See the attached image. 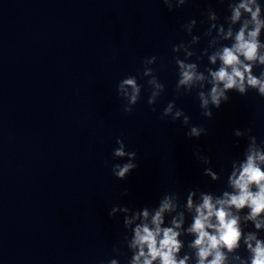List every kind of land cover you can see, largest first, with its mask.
<instances>
[{"label":"water","instance_id":"water-1","mask_svg":"<svg viewBox=\"0 0 264 264\" xmlns=\"http://www.w3.org/2000/svg\"><path fill=\"white\" fill-rule=\"evenodd\" d=\"M209 7L221 22L228 15L221 0H190L173 11L163 0H0V264H106L117 256L114 245L126 264L123 216L108 214L114 204L156 206L164 193L184 198L196 186L220 193L247 144L233 130L251 127L264 140V97L255 90L230 92L210 119L195 89L175 91L172 46L191 39L181 25L195 18L196 62L207 47ZM153 55L165 90L149 105L142 72ZM198 63L203 69L207 56ZM129 75L143 85L130 113L117 94ZM173 100L208 134L188 138L182 118L163 117ZM117 137L137 152L138 167L124 180L111 171L127 160L113 158ZM197 149L224 169L220 181L203 175Z\"/></svg>","mask_w":264,"mask_h":264},{"label":"clouds","instance_id":"clouds-1","mask_svg":"<svg viewBox=\"0 0 264 264\" xmlns=\"http://www.w3.org/2000/svg\"><path fill=\"white\" fill-rule=\"evenodd\" d=\"M188 2L190 0H163L169 11ZM221 2L226 3L228 15L221 22L215 9L206 10L208 27L203 36L208 38L207 47L201 50L196 62L191 61L196 55L193 45L200 42L201 36L193 35L195 18L181 25L191 39L172 46L177 53L173 57L178 76L176 93L191 94L195 89L202 115L209 119L213 117V108L219 110L230 100V92L244 96L251 89L264 97V39H261L264 3L261 0ZM181 52L183 58L179 55ZM203 56H207L208 65L201 69L198 62ZM156 61L155 55L143 60L142 77L148 78L151 88L149 105H155L165 90L164 83L151 67ZM142 88L134 75L119 81L117 94L126 101L124 112L133 110L141 99ZM162 116H170L173 121L182 118V124L188 127L185 134L188 138L208 134L207 128L191 124L190 117L176 107L174 100L168 102ZM233 131L235 137H246L247 144L242 158L231 161V170L220 193L196 186L190 188L184 198L177 191L166 192L156 206L133 208L117 203L110 208V217L123 216L119 243L131 253L126 264H264V235H261L264 233V140L258 142L251 127ZM116 143L119 146L113 150V158L123 160L126 157L127 160L114 163L111 171L118 180H124L138 167L137 152L126 150L120 137ZM194 155L205 165L203 175L214 182L221 180L224 169L214 170L211 156L199 149ZM120 195H128V190ZM113 251L117 256L106 264H121L120 247L114 245Z\"/></svg>","mask_w":264,"mask_h":264}]
</instances>
